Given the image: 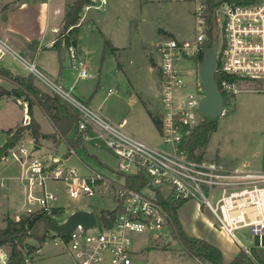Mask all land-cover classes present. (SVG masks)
I'll use <instances>...</instances> for the list:
<instances>
[{
	"label": "built area",
	"instance_id": "2783aa9c",
	"mask_svg": "<svg viewBox=\"0 0 264 264\" xmlns=\"http://www.w3.org/2000/svg\"><path fill=\"white\" fill-rule=\"evenodd\" d=\"M186 1L194 3L193 40L169 37L157 42L155 49L162 106L160 134L166 147L125 131L126 118L114 123L93 112L38 71L34 62L24 59L0 36V59L6 54L13 55L72 105L81 117L78 129L83 139L93 137L90 130L94 127L107 149L119 158L118 171L136 174L142 170L146 177L144 186L134 189L125 184L124 177L121 181L109 180L96 170L79 174L75 167L46 162L42 156L34 154L37 144L28 150L23 139L0 153V163L14 160L25 166L21 179L27 180L26 213L37 209L50 212L54 207L52 201L56 194L46 189L50 179L63 181L73 198L92 196L97 186L107 181L114 186L115 206L120 210L111 225L102 224L98 217L94 228L84 229L79 225L66 236L52 232L54 243L65 247L76 264H147L138 258L141 250L132 248L131 233L151 234L169 227L170 215L160 193L175 200H197L212 213L216 226L236 242L239 240L235 230L242 227L249 228L260 243L264 240V170L244 169L217 159L195 160L180 150L181 142L202 114L198 105L205 92L197 70L198 57L201 50H205L207 39L218 38L216 73L224 75L221 86L228 94L242 90L243 81L264 78V0H219L211 15L208 13L209 0ZM108 3L109 0H91L85 7L105 8ZM211 28L212 35H209ZM70 49L71 56L75 57V48ZM191 61L196 65V75L193 89L187 91L186 76L191 70L186 64ZM77 66L79 78L90 75L83 60H79ZM229 75L236 80L231 81ZM25 117L23 122L27 123L29 116ZM1 185L7 186L6 179H2ZM1 258L5 264L7 255L1 253Z\"/></svg>",
	"mask_w": 264,
	"mask_h": 264
},
{
	"label": "rangeland",
	"instance_id": "374dc122",
	"mask_svg": "<svg viewBox=\"0 0 264 264\" xmlns=\"http://www.w3.org/2000/svg\"><path fill=\"white\" fill-rule=\"evenodd\" d=\"M18 1L20 0L0 2V18L4 14L5 6L14 5ZM51 1L54 5L59 2L63 4L64 0ZM193 8L194 3L186 0H109L105 8L84 7L78 23L80 47L75 49L76 56H71V49H68L72 65L75 64V60L77 62L83 60L87 64L86 59H90V66L87 64V67H90L91 74L81 79V85L86 84L85 87H91L90 98L84 97L73 87L70 88L69 85L61 83L40 63L35 62V66L43 75L61 85L65 91H69L75 99L102 118L114 123L126 118L125 131L151 144L166 147L162 143L159 130L146 110L147 107L154 113L160 114L162 108L160 77L156 69L158 63L156 43L169 37L193 40L195 34ZM219 22L221 25V15ZM220 28L219 36H221ZM106 40L119 47L115 54L105 45ZM19 54L31 62V59L24 57L21 51ZM42 59H47V56L43 55ZM2 62L10 65L14 71L28 72L18 60L9 54ZM49 62L51 63L52 60H48V64ZM186 66L191 70L186 76L187 91H190L193 89L196 65L191 61ZM71 72L70 75L73 76V70ZM34 76L38 84L52 91L41 78ZM0 83L11 87L1 78ZM241 87L242 90L235 93L228 101L224 114L216 118L218 128L211 133L208 144L205 148L199 149L197 153L203 154V160H216L221 159L216 155L218 152L220 155L234 159L235 162L231 163L232 165L250 170L264 169V92L257 90L263 89L264 78L243 81ZM110 89L111 92H109ZM247 89L254 90L247 91ZM203 114H200V119ZM37 115L43 122L44 130H49V122L43 113L37 110ZM21 117L22 107L17 102L7 98L0 100V145L4 137L2 129L15 126ZM90 134L93 137L84 140L83 145L77 147L68 157L64 158V153L67 151L65 143L55 148L52 141L46 140L34 154L42 156L48 163L75 167L79 174L90 173L92 170L89 166H91L93 170L102 172L109 180L121 181L123 178L118 175L119 158L107 149L104 140L97 136L94 127L91 128ZM23 142L28 150L37 144L28 132L25 133ZM60 159H63V163L58 162ZM221 161L225 160L221 159ZM12 162L17 161L9 160L1 163L0 167H7ZM24 167L22 166V170ZM20 183L22 188L20 194L19 192L8 193L7 188H0V204L10 213L21 211L19 205L16 204V197L27 193L22 187L27 184V180H21ZM46 189L56 194V199L52 201V204L63 206L67 210L63 217L58 218L59 220L65 219L75 209H91L96 212L100 220L99 211L102 208L112 209L115 206L116 190L109 181L98 185L94 195L77 198L69 195L66 184L61 180H48ZM2 190L8 193L7 198H3ZM201 209L203 213L199 214L197 203L194 200L188 201L181 207L179 214L182 220L196 219L199 224L205 223V218L214 222L215 218L209 209L204 206H201ZM3 219L4 217L0 220L4 224ZM235 235L243 245L249 248L256 247V237L249 228L237 229ZM131 238L132 248L137 251L141 250L138 258L142 263L204 264L203 261L200 259L198 261L183 249L181 243L171 233L170 227L151 234L132 232ZM26 241L33 245L38 244L33 237L27 238ZM40 249H42L40 253L34 251L26 254V262L73 264L71 254L66 248L54 243L52 232L42 243ZM1 253L8 257L9 248L1 247L0 256ZM2 262L0 257V264H4Z\"/></svg>",
	"mask_w": 264,
	"mask_h": 264
},
{
	"label": "trees",
	"instance_id": "16d2710c",
	"mask_svg": "<svg viewBox=\"0 0 264 264\" xmlns=\"http://www.w3.org/2000/svg\"><path fill=\"white\" fill-rule=\"evenodd\" d=\"M219 0H209L208 13L211 15L214 7ZM91 0H72L66 5L63 25L58 32L52 48L59 53L62 47H76L78 44L79 20L85 6L89 5ZM8 6H5L7 8ZM212 28L209 30V35H212ZM36 42L30 43L31 47L35 48ZM206 45L210 47L214 45V40L207 39ZM112 52L118 50L119 47L114 46L108 40L105 41ZM205 50H201L198 57L200 65ZM222 74L216 73L215 77L224 95L225 106L234 94H228L222 89L221 78ZM231 81L236 80L233 76H227ZM0 78L7 81L11 87H7L0 83V99L3 97L12 98L15 101L24 100L27 103V114L29 121L21 122L15 127L4 130L5 141L0 147L2 153L7 147L16 145L23 139L28 131L34 139V142L39 144L42 138H49L55 144L65 142L68 146L67 154H71L77 147L83 145L84 139L82 131L78 129L81 120L79 112L65 101L59 94L44 89L40 86L36 77L32 73L19 74L14 73L10 68L5 67L0 63ZM38 106L51 121L54 132L43 133L39 122L34 117L33 108ZM148 114L153 120L155 126L161 131V119L158 113H154L146 107ZM218 121L216 118L208 115H202L200 121L190 128L189 133L180 144V150L188 158L201 160L202 153H197L201 148H205L208 144L210 135L217 130ZM220 160V159H217ZM230 163V162H227ZM120 177H124L125 184L128 187L139 189L145 184V174L142 170L136 174H128L118 171ZM160 199L170 215L169 227L173 236L181 243L183 249L190 255L197 257L204 264H225L223 261V253L215 244L207 241L204 238L188 234L183 228L182 222L178 216V209L188 200L172 199L169 196H164L160 193ZM120 207L115 206L112 209L102 208L99 211L100 221L104 225H111L114 221ZM65 208L63 206H54L51 211L37 209L32 212L20 215L18 219L7 216L5 225L0 227V247H8L9 254L5 264H28L26 262V254L37 251L46 238L51 234L45 226L48 219L63 217ZM63 220V219H62ZM66 236V234H64ZM33 237L36 239V245L26 241L27 238ZM249 254L244 249H241L235 258L228 264H264V260L257 254L255 247L250 249Z\"/></svg>",
	"mask_w": 264,
	"mask_h": 264
},
{
	"label": "crops",
	"instance_id": "0c3cea01",
	"mask_svg": "<svg viewBox=\"0 0 264 264\" xmlns=\"http://www.w3.org/2000/svg\"><path fill=\"white\" fill-rule=\"evenodd\" d=\"M2 1L5 2V0H0V2ZM67 1L69 0H64L63 4L59 2L53 5L51 0H20L14 5L8 6L7 8L4 9V14L0 18V36L6 41H8L18 53L21 51L24 54V57L30 58L31 62L40 63V65L46 71L56 76L57 79L61 83H64L65 85H69L70 88L73 87L74 90L78 91L84 97L90 98L91 96L90 88L91 87L90 88L85 87L86 84L84 86L83 84L81 85L82 78H78L79 69L77 66V61L75 60L74 61L75 64L72 65L71 58L69 55V49L63 46L61 52L59 53L56 49L52 48V44L59 32L58 30L60 26L63 25V18H64L65 10H66L65 3H67ZM33 42H36L35 48L30 46V43H33ZM79 47H80V41L78 42L75 49ZM6 55L0 59V63L2 65L10 68L14 73H19V74L30 73L26 65L20 60L16 59L11 54L9 55L12 58L18 60V62H20L28 70V72L14 71L10 65H6L5 63H3L2 60H5ZM43 55L47 56V59H42ZM50 59L52 60V62L51 63L49 62L48 64V60ZM86 61H87V64L90 66V59L87 58ZM89 66H88V69L90 71ZM72 70H73V76L70 75L72 73L71 72ZM252 90L254 89H247V91H252ZM257 90L264 92V87L263 89H257ZM3 98L13 100L12 98H9V97H3ZM15 102H17L22 107V117H21V120L17 123L19 124L23 122L24 116L28 115L27 114V103L24 100H18ZM37 110H40L43 113V116L49 122V125H50L49 130H44L43 122L39 119L37 115ZM33 112H34V117L39 122L43 133L54 132V127L51 121L38 106H34ZM120 121H117V122H120ZM15 126H10L8 128L2 129V135L4 136L2 144L5 141V134L3 131L11 127H15ZM45 140L52 141L49 138H42L40 140V143L37 144V149L40 148V145H43V141ZM62 143H65V142H62ZM62 143L55 144L52 141V144H54L55 148H58V146ZM1 146L2 145H0V147ZM67 151H68V146H67ZM67 151L66 153H64V158L70 155V154H67ZM216 155H218L221 159H224L226 162H230V163L235 162L234 159L225 157L224 155H220L218 152L216 153ZM58 162L63 163V159H60ZM0 166H1V163H0ZM89 168L93 170V167L89 166ZM260 170H264V169H260ZM22 174H23L22 165L17 162H12L11 165H7V167L6 166L0 167V188L1 187L7 188V191H9L8 193H11V192L18 193L19 192L20 194V191H22V188L20 187L21 186L20 181L22 180L21 179ZM2 179H6L7 186L1 185ZM22 187H23V191H27L25 185H22ZM2 193H4L3 198H7L8 193H5V190H2ZM25 195L26 194L24 193L23 195H18L16 197V204L19 205L21 211L10 213L9 210L2 207V205L0 204V219H2L3 217L5 219L7 216L14 218L16 217V215H21L25 213L26 212V205L24 204ZM188 201H193V200H188ZM194 202L197 203L199 214H202L203 210L201 209V205L199 204L198 201L194 200ZM57 206H60V205H57ZM181 207L178 209V216L182 222V225L185 231L188 234L204 238L207 241L218 246L223 253V261L225 264L230 263L241 249H244L249 254H251L250 249L252 247L249 248L243 245L240 241L236 242L232 240L224 231H222L221 229H218V227L217 228L215 227L216 226L215 220L213 222L212 220L210 221L207 218H205L206 221L204 220L205 223L203 224H199L196 219H194L193 221L182 220L179 214ZM66 211L67 210L65 209V212ZM4 225H5V220H4V224L2 223L0 227H3ZM41 250L42 249L39 248L36 252L40 253ZM255 250L257 254L264 260V242L262 243L259 242L258 244L256 243ZM195 258L199 261L197 257ZM71 259L73 261V264H76L72 256H71Z\"/></svg>",
	"mask_w": 264,
	"mask_h": 264
},
{
	"label": "water",
	"instance_id": "95a60500",
	"mask_svg": "<svg viewBox=\"0 0 264 264\" xmlns=\"http://www.w3.org/2000/svg\"><path fill=\"white\" fill-rule=\"evenodd\" d=\"M217 50L218 38L216 37L213 46H206L205 55L197 70L205 92L198 108L202 113L213 118L224 114L226 108L224 95L215 77ZM97 224L98 216L96 212L88 209H75L63 220L53 218L45 222L48 230L58 234L70 233L79 225L84 229H89L96 227ZM256 243H259L257 238Z\"/></svg>",
	"mask_w": 264,
	"mask_h": 264
}]
</instances>
